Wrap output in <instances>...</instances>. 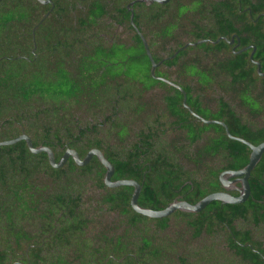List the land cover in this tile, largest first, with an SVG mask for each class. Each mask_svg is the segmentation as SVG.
Here are the masks:
<instances>
[{
    "label": "trees",
    "instance_id": "trees-1",
    "mask_svg": "<svg viewBox=\"0 0 264 264\" xmlns=\"http://www.w3.org/2000/svg\"><path fill=\"white\" fill-rule=\"evenodd\" d=\"M237 2L244 7L251 5L253 15L240 14ZM157 5L161 8L162 39H170L173 28L176 30L172 38L179 42H184V37L193 41L206 39L188 47L193 52L191 64L186 65L191 76L183 79V86L189 106L207 119L223 120L234 135L254 144L263 142L264 74L251 59L252 47L234 51L222 36L230 38L237 33L241 47L255 44L254 59L261 62L264 72V15L257 14L264 12V0L255 4L252 0H176ZM67 6L64 0L61 4L57 1V8ZM49 7L39 0L0 1V141L26 132L35 146H50L59 161L66 148L78 147V142L65 144L68 135L77 129L74 130V118L57 105L75 98L91 107L103 106L111 77L93 80L90 88L94 92L88 89L84 76L68 72L58 59L55 63L48 60L52 46L40 34L34 39L32 28L38 25L37 33H41L42 25L53 22L47 16L39 23ZM170 9L175 13L173 17L168 16ZM201 16L207 17L204 28ZM54 23L64 22L58 19ZM219 37L222 38L218 40ZM36 43L37 56L32 52ZM184 64L180 66L185 68ZM150 68L148 60L140 66L133 63L129 77L123 80L130 90L143 83L145 88L158 85L165 92L162 105L167 117L161 129L156 127L158 141H148L152 135L145 132L153 128L149 120L152 113L146 111L145 126H137L143 106L136 101L139 94L130 92L125 120L107 129L105 143L102 139L93 142L88 136L87 144L78 148L80 156L83 158L94 146L102 148L115 167L113 179L133 178L142 183V206L165 208L177 193L175 189H181L186 200L196 203L223 188L221 171L244 167L250 160L251 148L231 138L223 125L204 122L194 115L183 104L182 91L153 77ZM159 70L157 73H161ZM111 79L115 85L117 77ZM146 105L145 109L151 108ZM92 112L86 110L85 114ZM136 127L147 135L145 149L155 144L153 151L165 156L148 158L151 164L145 165L128 155L141 148L137 138L141 133L136 132ZM142 167L167 172L148 173L144 182L139 172ZM105 171L106 166L97 156L85 165L71 156L61 167H54L46 151L32 152L24 139L2 145L0 264L184 263L181 258L189 249L204 247V234L198 235L204 231L207 218L208 232L215 231V224L221 223L226 234L223 240L217 234H208L209 261L232 263L237 249L245 263L259 262L253 248L260 247V239L264 238V154L251 171V193L245 201L213 200L198 212L177 209L164 217L136 211L131 204L134 187L108 186ZM238 218L245 223L240 228L235 224Z\"/></svg>",
    "mask_w": 264,
    "mask_h": 264
},
{
    "label": "flooded vegetation",
    "instance_id": "flooded-vegetation-1",
    "mask_svg": "<svg viewBox=\"0 0 264 264\" xmlns=\"http://www.w3.org/2000/svg\"><path fill=\"white\" fill-rule=\"evenodd\" d=\"M57 1L58 4L63 3V0H51L49 3H43L50 6L47 8L44 17L46 18L47 16H50V19L53 22L42 25L41 33H37L38 25H35L32 28L34 39H36L37 35L40 34L45 38V41L47 40L48 46L51 44L52 49L51 51L49 50L51 54L47 55L49 58L48 60L55 63V61L58 59L61 61V65L65 64V70L68 72L71 70L78 76H84L88 89L92 91L94 90L90 87L93 86V80H101L106 77H117V82L115 85L111 78L107 80L108 87H105L106 96L104 97L103 106L97 105L91 107L89 104L83 102L82 99V101H79L75 98L73 102H60L57 105L60 111L67 112V114L74 118V130L77 129L75 134L73 133L72 135H68L70 138H67L65 144L68 145L71 141H76L78 142V147H67L66 150L68 148H74L79 153L78 148H81L83 145L87 144L88 140L86 139L88 136L93 142H97L99 139H102L103 143L107 142V134H109L107 129L111 130L113 123L125 120L123 116L127 110L129 99L128 95H130V92H137L139 94V97L136 98V101L139 100V104L143 106L138 115L137 126H145L146 122L143 121V118L146 117V111L152 113L151 119L149 120L153 121V128L151 127L145 132L152 135L149 138L147 137L148 141L154 142L153 139L158 141V139H156L157 134H155L156 127H160L161 129L163 127L161 123L166 122L164 119L167 117L165 116V110L163 109L162 105V102H165L162 93L165 92L160 91L161 88L158 85L150 89L145 88L143 83H139L138 88H132L130 90L127 86V82L123 79L129 77V68L133 63L140 66L143 61L148 60L151 64L150 69H152L151 57L148 53V50H150L151 55L158 63L155 69V75H153L152 71L150 70L151 75L156 79L167 82L164 80V78H166L178 84L180 87H182V89L175 85L173 86L181 90L184 94V97L185 94L187 97V92L183 86V79H188L191 76L186 65L191 64V59L193 58L192 50L188 49V47L192 45H187V43L196 41L184 37L183 40L185 41L179 42L175 38H172L175 36V28H173L174 33L169 36L170 39H162L161 35L159 34L161 30V8H159L160 5L157 4L165 6L168 3H175L176 0H167L166 2H159L155 0L151 2H148L147 0H64L67 4H69V6L63 8H57ZM184 1L186 0H180L181 3ZM256 1L257 0H252V3L255 4ZM236 4L239 6L240 14L253 15L254 11L251 5L244 7L245 5H243L242 2H237ZM172 9L175 12V9ZM172 9L168 10V16L173 17V15H175L174 12H171ZM257 14L260 17L261 15H264V12L262 11ZM58 19L62 20L64 23H67L68 21L69 22L67 24L62 23V25L55 24L54 21H57ZM200 24L203 28L204 24L208 25L207 17L204 16ZM200 29L203 30L202 28ZM222 37L229 41V43L233 46L234 51H244L248 48L242 50L243 48L250 45H255L250 44L241 47V37L237 33H234L230 38L225 36ZM222 37H219L218 40ZM183 51H186L184 52L186 54H183ZM32 52L35 54V56L38 55L37 43L33 47ZM175 59L177 62L170 63ZM183 62H185V68L180 66V64ZM61 68L63 69L61 66L59 70H61ZM157 69H160L159 72L161 73H157ZM82 83L80 84L82 85ZM83 84L85 85V83ZM112 85H114L113 88ZM145 104H147L146 108L149 106H151V108L145 109ZM86 110H92L93 112L92 114H85ZM168 117L170 119L173 118L171 114ZM160 131L161 130H158V133H160ZM136 132L139 134L141 133V135L137 137L139 144H141V148L136 153H127L128 155L135 156L145 165L151 164V162L148 161V158L165 156L160 152L153 151V149L156 148L155 144L148 146V148L145 149V137L147 135L143 134L138 127H136ZM128 145L130 144L128 143ZM92 148H99L104 153V150L100 147L94 146ZM163 171L167 172L165 170L152 169L151 167L139 168V172H141L143 175L142 181L144 182L148 173L152 174L153 172ZM171 171L174 172L175 169ZM183 171L186 170L183 169ZM224 171H221V173ZM221 173L219 174V179ZM114 175L115 171L112 175V180H118L113 179ZM230 180H235V178H231ZM187 181L191 180L188 179ZM138 182L141 185L142 192V183L140 181ZM237 184L241 185L240 182H237ZM222 187L223 188L220 190H226L233 194L238 192L237 194H239V191L236 189L227 190L223 185ZM176 191L177 193L171 197L172 201L177 198L186 200L184 198L185 195L181 192V189H175V192ZM235 224L237 228H240L245 223L241 221L240 218H238L235 220ZM207 225L208 218L204 220V231L198 235L203 236L204 234V247L201 249H189L187 251L189 253L181 258L184 263L179 264H219L217 262L215 263L214 261H209V258L207 257L208 249L206 247V243L208 234H217L219 235L217 237L218 239L225 238L226 234L222 232V228L224 227L222 226L223 224L216 223L214 227L215 231L210 233L207 230ZM233 236L237 239V236L234 234ZM260 241H262L261 246H254L253 248V251L258 256L257 261L259 262L251 260L245 263L244 259L241 257V254L237 252V249H234L236 258L232 263L229 264H259L261 262L264 264V238H261ZM197 253L203 255L204 257H201V255ZM221 264L227 263L221 262Z\"/></svg>",
    "mask_w": 264,
    "mask_h": 264
},
{
    "label": "water",
    "instance_id": "water-1",
    "mask_svg": "<svg viewBox=\"0 0 264 264\" xmlns=\"http://www.w3.org/2000/svg\"><path fill=\"white\" fill-rule=\"evenodd\" d=\"M39 1L42 3H49L51 0H39ZM147 1L151 2L154 0H147ZM155 1L166 2L167 0H155ZM44 18L41 19V21L39 23H42ZM203 41H205V39H202V40H199L196 42H189V43H187V45H189V44L190 45H196V44L203 42ZM249 47L253 48V50L251 52V59L253 60L254 63L257 64L259 73L264 74V72L262 71L261 62L259 60L254 59V54L256 52V46L250 45L248 47L243 48L242 50L247 49ZM148 53L151 57V62H152L151 71H152V74L155 75V69H156V66L158 65V63L155 61V59L151 55L150 50H148ZM164 80H166L170 84L175 85V86L182 89V87H180L178 84L174 83L173 81H170L166 78H164ZM184 104L186 107H188V109L194 115L201 118L204 122L219 123V124L223 125L225 127L227 134L231 138L240 140V141L244 142L245 144H247L251 148L250 160L244 167H242L240 169H228V170H225L224 172H222L220 175L221 183L224 186V188L227 190L236 189L239 191V194L236 195V194H233V193L226 191V190H220V191H215V192H212V193L206 195L205 197H203L202 199H200L196 203H191L188 200L177 198V199L173 200L172 202H170L163 209H153L150 207L142 206L139 203L138 198H139V195L141 192V185L137 180L131 179V178H122V179H118V180H112V175L114 174L115 167L112 164V162L104 155L103 151L99 148L90 149L83 158H81L80 154L78 153V151L76 149L68 148L66 150V152L64 153V155L61 157V159L59 161H57L55 158V153L50 146H47V145L35 146L34 142L32 140V137L27 133H22V134L18 135L17 137H14L11 139L1 140L0 141V147L2 145L12 144V143H15L17 141L24 139L27 141V144H28V146L32 152L37 153V152L46 151L48 153L50 162L54 167H61L62 165H64L70 156H72L78 164L85 165L92 160L93 156L96 155L99 158V160L106 166V172H105V177H104L106 184L109 186H119V185L134 186V191H133V194L131 197V204H132L133 208L136 211L143 213L145 215H148L150 217H164V216H167V215L173 213L177 209H180L182 211H187V212H198V211L204 209L213 200H221V201L226 202V203H239V202L245 201L251 193V187H250V182H249V177L251 175V171L259 163V161L261 160V158L264 154V141L259 143V144H254V143L250 142L249 140H247L243 137L234 135L231 132L228 125L223 120L207 119V118L197 114L187 103L186 94L184 97ZM231 178H235V180H230ZM237 182H240L241 185H238ZM13 264H16V262Z\"/></svg>",
    "mask_w": 264,
    "mask_h": 264
}]
</instances>
